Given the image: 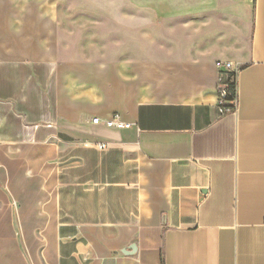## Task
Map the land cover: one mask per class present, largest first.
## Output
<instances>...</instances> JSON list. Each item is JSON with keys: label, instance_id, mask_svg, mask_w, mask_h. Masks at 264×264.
Listing matches in <instances>:
<instances>
[{"label": "crops", "instance_id": "crops-1", "mask_svg": "<svg viewBox=\"0 0 264 264\" xmlns=\"http://www.w3.org/2000/svg\"><path fill=\"white\" fill-rule=\"evenodd\" d=\"M0 264H264V0H0Z\"/></svg>", "mask_w": 264, "mask_h": 264}, {"label": "built area", "instance_id": "built-area-1", "mask_svg": "<svg viewBox=\"0 0 264 264\" xmlns=\"http://www.w3.org/2000/svg\"><path fill=\"white\" fill-rule=\"evenodd\" d=\"M219 69L217 83H216V93L218 99V112L219 115H224L231 113L236 109L237 96L230 98V84L235 86L236 91V76L237 68L233 63L229 61H222L217 63ZM94 123H99V118H93ZM106 127H113L117 129L129 128L132 123L125 122L121 119L119 114H113L103 121ZM108 144L106 142L97 143V147L101 150L106 149Z\"/></svg>", "mask_w": 264, "mask_h": 264}, {"label": "trees", "instance_id": "trees-1", "mask_svg": "<svg viewBox=\"0 0 264 264\" xmlns=\"http://www.w3.org/2000/svg\"><path fill=\"white\" fill-rule=\"evenodd\" d=\"M230 91H231V95H230V98L233 97V96H237L236 94V91H235V86L233 84H230Z\"/></svg>", "mask_w": 264, "mask_h": 264}]
</instances>
